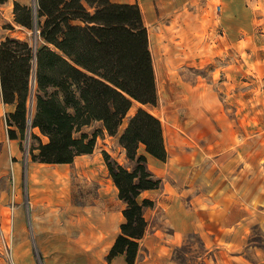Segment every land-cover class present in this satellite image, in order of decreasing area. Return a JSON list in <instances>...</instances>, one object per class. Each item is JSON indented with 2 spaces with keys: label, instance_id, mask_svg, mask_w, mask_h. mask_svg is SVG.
Returning <instances> with one entry per match:
<instances>
[{
  "label": "rangeland",
  "instance_id": "374dc122",
  "mask_svg": "<svg viewBox=\"0 0 264 264\" xmlns=\"http://www.w3.org/2000/svg\"><path fill=\"white\" fill-rule=\"evenodd\" d=\"M26 4L34 7L35 0H27ZM169 20L165 21L168 27L151 36L149 49L158 102L156 106H144L161 122L164 145L171 154L169 160L172 162L176 156H182L193 162L200 157L198 152L176 154V147H183L186 152H192L191 147L200 151L202 147L210 148L221 141L219 134L214 138L203 133L205 129H201L198 107L192 105L195 102L191 99L202 92V83L207 79L215 82L210 90L213 96L206 91L204 94L222 100L221 104L215 102L210 106V113L219 116L217 120L213 118L214 125L217 123L218 128L226 131L231 128L230 131L235 132L228 133L233 137L220 142L225 149L220 163H231L229 168L234 165L225 169L226 178L219 181L224 183L225 199L244 197L243 190L236 192L238 182L233 175L239 172L242 185L246 175L239 169L244 166L242 145H254L257 149L256 167L250 179L257 201L251 203V211H238L233 202H225L226 228L219 250L206 253L200 237L193 234L178 252L180 264H212L211 258H214L213 264L218 261L219 264H264V0H192L186 9L178 11L172 23ZM0 28L2 35L27 40L32 47L42 43L36 24L27 29L14 22L13 7L9 19L0 14ZM137 106L135 103L128 112L117 134L103 133L96 139L95 146L105 147L100 152L106 173L99 171L100 183L82 181L72 165L32 161L29 149L37 144V139L28 125L20 143L19 200L8 204L11 211L12 206L21 209L20 218L17 220L12 212L0 214V264H78L79 252L60 246L55 235L62 228L70 234L77 231L74 222L78 216L73 207L86 204L88 195L103 192L117 196L112 180L107 179L102 151L119 164L131 166L118 138ZM100 126V122L93 121L83 126L82 131L90 134ZM233 141L241 147L240 155L233 149ZM139 151L143 152L142 146ZM233 156L236 158L232 159ZM99 164L94 162L98 170ZM99 187L102 190H97ZM0 193L5 196L0 204H6L7 197L13 193L11 175L0 179ZM30 200L34 201L33 206ZM239 213L246 214L247 218L240 225L231 226ZM39 227L49 234L41 247L35 238Z\"/></svg>",
  "mask_w": 264,
  "mask_h": 264
},
{
  "label": "trees",
  "instance_id": "16d2710c",
  "mask_svg": "<svg viewBox=\"0 0 264 264\" xmlns=\"http://www.w3.org/2000/svg\"><path fill=\"white\" fill-rule=\"evenodd\" d=\"M13 15L19 26L36 24L42 40L36 47L14 36L0 40L2 101L13 106L5 114L8 136L21 143L28 125L38 129L37 144L29 149L32 161L70 164L92 153L97 137L117 134L138 104L118 138L131 166L102 151L124 203L106 260L123 255L125 264H134L147 226L143 210L153 205L140 195L161 183L148 169L147 155L167 157L161 122L144 108L156 106L158 96L140 8L112 0H35L34 7L14 1ZM93 121L101 126L90 134L82 131Z\"/></svg>",
  "mask_w": 264,
  "mask_h": 264
},
{
  "label": "crops",
  "instance_id": "0c3cea01",
  "mask_svg": "<svg viewBox=\"0 0 264 264\" xmlns=\"http://www.w3.org/2000/svg\"><path fill=\"white\" fill-rule=\"evenodd\" d=\"M19 1L26 4L27 0H7L0 4V14L4 18L9 19L12 15L13 2ZM118 3H136L141 11L142 20L148 31L149 45L151 36H155L168 27L165 23L167 19L172 23L178 11L186 9L192 0H112ZM7 35H2L0 28V40ZM203 90L196 93L191 100L195 102L202 124L203 133L216 138L220 135V140L212 147H202L200 151L196 147H191L192 152H186L183 147H176L174 153H194L198 152L200 157H196L193 162L182 159V156H176L171 162V155L166 148L168 157L166 162L158 160L147 155L149 170L153 176L161 178L160 186L156 189L145 190L141 193V198H148L153 201V205L143 210L144 217L147 222L146 230L143 237L139 241V248L136 254L134 264H180L178 252L182 247L188 244L189 236L197 234L206 249V253L213 249L219 250L220 243L223 242L222 236L225 233V202H233L234 207L238 210L251 211V203L257 201L256 191L250 185L251 171L256 167L257 149L254 145H242L244 156V166L239 169L244 170L246 175L241 185V178L237 171L233 177L238 182L236 192L243 190L244 197L238 195L236 198L225 199V190H222L224 183L220 180L226 178L225 169H231L228 166L231 163H220V156L225 149L220 146V142H224L226 138L233 137L228 133H235L231 128L229 131L214 125L213 118L216 120L219 116H213L210 113L211 107L215 102L222 103L220 98L216 100L209 97L213 96L210 90L214 88L215 82L208 79L202 83ZM192 91V90H191ZM206 91L208 94H204ZM13 109L12 105L5 104L2 101L0 88V179L12 177V195L10 194L5 201L6 204H0L1 213H13L17 220L21 209L12 206V211L8 205L10 202L19 200L18 187L22 175L21 150L18 139H11L8 136L7 125L5 122V114ZM222 117H224L222 115ZM193 119V118H192ZM213 124V125H212ZM221 129V130H219ZM34 133L40 135L37 128L32 129ZM226 133V134H224ZM228 136V137H227ZM230 136V137H229ZM42 141H46V137L41 135ZM230 144V142L228 141ZM233 149L240 155L241 147L236 146L233 141ZM97 144L94 151L90 154L78 155L73 162L72 169L80 176L81 180L87 183H100L99 171L106 173L104 165L101 164V150L105 147L98 148ZM98 151V152H97ZM217 155V156H215ZM233 156L232 159H235ZM100 163V169L96 168L94 162ZM146 162V163H147ZM240 163V160L237 164ZM238 167V166H237ZM108 180H111L109 177ZM243 186V187H241ZM251 189L253 191L252 195ZM97 190H102L99 187ZM241 194V193H238ZM4 194L0 193V203L4 198ZM34 201H29L33 206ZM242 203V205H241ZM115 204V205H114ZM124 203L116 195H106L99 192L95 195H88L86 204L79 208L73 207L77 213L74 222L76 232L70 234L65 230L58 229L57 242L67 250L79 252L81 260L78 264H125L123 255L115 256L109 263L106 260V254L111 247L116 235L119 233V225L123 221L122 209ZM35 213V212H34ZM232 225H240L247 218L246 214H238ZM34 224L38 226V222L34 220ZM45 226V223L42 222ZM36 228V242L40 243L47 239L46 233ZM61 230V231H60ZM222 241H221V240ZM205 253V254H206ZM217 256V255H216ZM205 260L208 257H204ZM218 260V256H217ZM212 264L214 258H211ZM220 262L218 261L217 264Z\"/></svg>",
  "mask_w": 264,
  "mask_h": 264
}]
</instances>
